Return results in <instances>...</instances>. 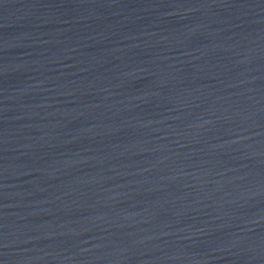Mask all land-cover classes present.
Listing matches in <instances>:
<instances>
[{"label": "water", "instance_id": "1", "mask_svg": "<svg viewBox=\"0 0 264 264\" xmlns=\"http://www.w3.org/2000/svg\"><path fill=\"white\" fill-rule=\"evenodd\" d=\"M0 264H264V0H0Z\"/></svg>", "mask_w": 264, "mask_h": 264}]
</instances>
